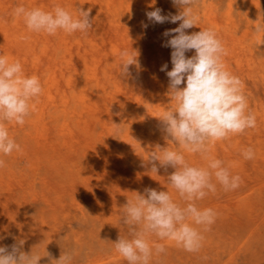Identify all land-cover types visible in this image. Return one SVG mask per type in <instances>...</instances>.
I'll list each match as a JSON object with an SVG mask.
<instances>
[{
  "label": "rangeland",
  "instance_id": "1",
  "mask_svg": "<svg viewBox=\"0 0 264 264\" xmlns=\"http://www.w3.org/2000/svg\"><path fill=\"white\" fill-rule=\"evenodd\" d=\"M21 5L44 11L59 5L74 17L79 8L91 9L93 28L87 34L59 30L27 37L23 18L14 15ZM156 7L164 15L180 11L172 0H0V55L10 52L9 61L19 60L25 75H36L43 87L23 126L6 122L22 150L0 154L6 163L0 168V246L23 239L25 252L43 256L45 249L58 259L72 251L73 264H127L111 243L127 236L120 217L133 191H167L181 206L188 203L168 183L174 169L156 175L144 166L146 151L157 144L183 151L167 142L159 121L166 108L175 107L166 72L160 71L165 63L172 68V49L162 46L168 39L162 33L179 22L152 24L146 13ZM192 9L198 23L186 31H215L227 52L226 69L243 82L257 126L210 145L209 155L243 183L228 192L217 185L215 194L196 201L218 212L203 233L202 248L187 252L151 236L166 252L150 264H264V32L255 31L264 22V0H193ZM132 49L139 50L142 68L138 76L132 68L135 78L120 79L119 65L127 59L121 52ZM90 67L96 72L92 79ZM50 75L58 81H48ZM82 95L91 100L82 101ZM248 147L255 151L252 160L242 155ZM184 155L191 165L207 166L199 154ZM39 264L50 261L42 257Z\"/></svg>",
  "mask_w": 264,
  "mask_h": 264
},
{
  "label": "clouds",
  "instance_id": "2",
  "mask_svg": "<svg viewBox=\"0 0 264 264\" xmlns=\"http://www.w3.org/2000/svg\"><path fill=\"white\" fill-rule=\"evenodd\" d=\"M172 3L180 9L177 14L164 15L162 9L156 7L146 13V18L152 24L179 22L177 27L162 33L168 38L162 46L172 49V68L168 71L165 63L160 71L166 72L167 94L175 107L166 108L159 121L167 142L178 144L183 151L157 144L154 150L146 151L144 166L150 167L156 175L161 168L174 169L167 176L168 183L188 203L181 206L167 191L153 188L133 191L134 196L127 200L120 217L128 228L127 236H120L111 243L127 264H150L154 255L158 257L166 252L165 244L150 240L151 236L159 241L174 242L187 252H198L202 248L203 233L210 230L218 212L210 207L200 208L196 201L203 200L209 193L215 194L217 185L228 192L243 183L221 159L209 155L210 145L257 126L256 116L249 110L243 93V82L226 69L223 57L227 52L215 31L203 29L189 34L186 30L197 26L199 19L192 9L193 0H172ZM90 13L91 9L79 8L78 17H74L59 5L52 11L38 7L27 9L22 5L14 9V15L22 17L31 32L48 35H55L59 30L87 34L93 28ZM148 26L143 24L145 29ZM255 31L264 32V22L260 21ZM190 50L195 54L188 57L186 53ZM132 53L121 52L127 59L119 65L120 79H133L132 68L137 70L136 76L142 68L139 50L132 49ZM42 92L39 77L25 75L19 60L10 62L7 56L0 55V154L9 156L22 150L10 136L6 122L23 126L35 109L33 101L38 100ZM184 151L199 154L207 160V166L189 164ZM242 155L245 160H252L255 151L248 147ZM4 167L6 163L0 159V168ZM24 244L25 240L20 239L10 246H0V264H39L42 257H47L50 264H73L72 251H64L54 259L45 249L43 256L25 252Z\"/></svg>",
  "mask_w": 264,
  "mask_h": 264
},
{
  "label": "bare ground",
  "instance_id": "3",
  "mask_svg": "<svg viewBox=\"0 0 264 264\" xmlns=\"http://www.w3.org/2000/svg\"><path fill=\"white\" fill-rule=\"evenodd\" d=\"M34 3V2H33ZM1 16V15H0ZM3 16V15H2ZM7 20V19H6ZM5 20V21H6ZM4 21V20H3ZM16 23V25L17 26H19L20 28L22 27V23L20 22V21H16L15 22ZM2 24H4V23H2ZM3 32L4 33H7V29H5V28H3ZM27 37H30V36H32L33 35V33L28 29L27 30ZM4 37H5V34H4ZM7 38V35H6V37H5V39ZM45 38V37H44ZM17 39V38H16ZM25 39V35L22 37V38H18L17 39V41L20 43V44H22L23 43V40ZM36 39V38H35ZM18 43V44H19ZM4 47V45L2 46V48ZM8 49L9 48H5L4 47V49H2V50H4L5 52H7L8 51ZM64 49H66L67 50V46H64ZM45 50H47V49H45ZM43 51H44V49H43ZM70 52V51H69ZM0 54H1V51H0ZM9 54H10V52H7V57L9 58ZM37 59V58H36ZM96 76V72H95V69L92 67H90V76H89V78H93L92 76ZM48 81H58L53 75H50V76H48ZM68 81H76V80H72V79H69ZM87 81H89V80H87ZM80 99H82V101H84V102H86V101H89V100H91L88 96H86V95H82L81 97H79ZM40 114L41 115H43V113L42 112H40Z\"/></svg>",
  "mask_w": 264,
  "mask_h": 264
}]
</instances>
